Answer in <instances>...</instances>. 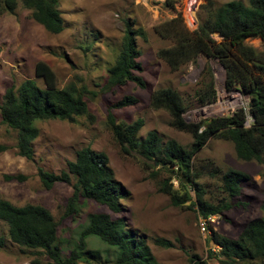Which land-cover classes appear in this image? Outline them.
Returning a JSON list of instances; mask_svg holds the SVG:
<instances>
[{
	"label": "rangeland",
	"instance_id": "rangeland-1",
	"mask_svg": "<svg viewBox=\"0 0 264 264\" xmlns=\"http://www.w3.org/2000/svg\"><path fill=\"white\" fill-rule=\"evenodd\" d=\"M175 7L182 14L189 30H194L203 15L199 5L203 0H174ZM215 7L235 1L246 4L248 0H211ZM162 0H59V10L64 22L60 34L47 33L43 27L30 18V12L18 4L13 15L0 16V101L9 87L18 88L25 80H33L38 87L45 88L42 79L35 77V66L43 62L56 77V88L62 89L70 82L77 87L86 86L95 94L88 99L91 120L77 118L74 122L60 120L36 121L38 136L33 141L34 160L27 161L17 155L15 134L0 122V145L7 146L0 152V198L10 204L42 206L50 211L58 224V246L63 257H68L79 242V235L87 225L88 215L104 213L112 218H122L126 229L144 242L145 259L142 264H190L188 258L195 255L206 260L209 248L208 235L201 234L198 217L193 211L176 208L169 198L157 192V182L167 174L159 164L145 169L144 160L137 154L129 157L123 154L107 123L108 108L126 96L137 99V104L123 109H113L118 123L130 124L137 119L144 122L138 134V141L149 132H156L162 145L175 141L185 150H190L192 137L169 126L170 117L164 110L151 107L150 97L159 89L171 88L176 91L188 107L195 110L197 92L204 80L203 72L208 68L214 87L221 97L224 90V70L215 60L199 58L195 63L171 72L168 66L155 56L159 49L168 48L171 42L162 40L153 32L154 26L171 18L161 7ZM130 22L134 29H142L144 37L136 39L140 52L141 78L145 88L133 83L100 94L110 68L121 50L124 23ZM220 40L218 35H213ZM245 44L262 50L259 39H247ZM187 120V118H186ZM185 120V121H186ZM202 118L187 120L197 123ZM107 157L114 179L121 184L127 196L121 201L123 213L112 214L105 207L91 201L81 200L76 214L65 216L68 199L72 195L71 185L57 183L50 190L42 187L37 171L59 174L67 172V165L73 162L83 148ZM195 170L200 173L199 186L206 192L205 198L211 203L222 199L233 204L210 226L219 236L236 239L244 226L262 216L264 184L262 167L256 162L237 159L231 142L211 138L206 146L192 159ZM147 164L151 165L152 163ZM237 170L250 177L241 184V194L228 199L221 191L220 175L227 170ZM158 173L156 178L151 176ZM22 176L23 181H5L4 176ZM176 188V183H173ZM194 200L193 192H190ZM0 236L5 246L0 250V264H32L44 262L42 256L25 252L7 238V227L0 222ZM162 240L170 246H161ZM82 259L77 264H114L119 250L110 248L97 237L85 239ZM96 253L98 261L87 262L89 254ZM208 264H216L210 261Z\"/></svg>",
	"mask_w": 264,
	"mask_h": 264
},
{
	"label": "trees",
	"instance_id": "trees-1",
	"mask_svg": "<svg viewBox=\"0 0 264 264\" xmlns=\"http://www.w3.org/2000/svg\"><path fill=\"white\" fill-rule=\"evenodd\" d=\"M199 5L203 15L197 27L189 30L182 14L177 11L174 0H165L161 7L171 14L153 28V32L162 40L171 42L168 48L159 49L155 56L164 62L171 72H177L183 66L195 63L199 58L215 60L224 70V88L227 91L241 90L250 99L249 110L253 123L249 129L243 127V113L230 118H218L201 123H186L182 118L188 107L181 96L171 88L159 89L152 93L150 104L153 109L164 110L170 117L169 126L176 131L192 137L190 150L180 147L175 141L162 145L156 132H149L138 141V134L144 122L141 119L130 124L118 123L112 113L137 104V99L126 96L112 104L107 111V123L112 135L126 156L137 153L144 162L145 169L158 163L167 177L157 182V192L169 198L173 207L193 211L197 217L218 216L224 219V213L233 204L222 199L217 203L209 202L206 192L199 186L200 173L195 170L192 159L211 138L231 142L238 160L256 162L261 165V178L264 184V0L227 2L215 7L211 0H203ZM18 4L30 12V18L52 35L60 34L64 22L59 10V0H0V16L13 15ZM121 50L113 65L107 69L105 83L100 94L133 83L145 88L141 78L140 52L136 48V39L144 37L142 29H134L132 23H124ZM218 35L220 40H215ZM247 39H259L262 50L245 44ZM204 80L195 92L198 106L211 104L216 100L217 92L207 68L203 72ZM35 77L43 80L45 88H40L33 80L23 81L16 89L5 90L0 101V122L15 134L17 155L27 161L34 160L33 141L38 136L34 126L36 121L60 120L74 122L77 118L92 119L88 109V99L95 95L86 86L77 87L70 82L64 88H56V77L48 65L38 62ZM204 130L199 133L200 127ZM7 146L0 145V152ZM152 163L151 165L147 164ZM68 171L59 174L38 169L37 175L42 187L50 190L57 183L71 185L72 195L68 199L65 216L77 213L81 200L91 201L105 207L112 214L123 213L121 201L127 192L114 179L107 163V157L95 153L90 148L77 152L73 162L68 163ZM158 173L153 172L152 178ZM5 181H23L22 176H4ZM221 191L229 199L241 194V184L250 177L237 170H227L220 175ZM173 183H176V188ZM190 192L194 194V200ZM262 216L249 221L236 239L219 236L211 229L212 243L219 250L209 248L206 260L195 255L188 258L190 264H264V201L261 205ZM0 222L7 227L8 240L25 252L43 257L44 262L32 264H77L82 259L85 239L97 237L119 253L114 264H142L146 248L144 242L126 229L122 218H112L104 213L88 215L87 225L79 235V242L68 257H63L58 246V224L49 210L42 206H14L0 198ZM161 246H170L159 240ZM5 246V238L0 236V250ZM87 262L98 261L96 253L89 254ZM154 264V263H153Z\"/></svg>",
	"mask_w": 264,
	"mask_h": 264
},
{
	"label": "built area",
	"instance_id": "built-area-1",
	"mask_svg": "<svg viewBox=\"0 0 264 264\" xmlns=\"http://www.w3.org/2000/svg\"><path fill=\"white\" fill-rule=\"evenodd\" d=\"M164 1L165 0H162V2ZM249 105V97L245 95L241 90L237 89L227 91L224 88L223 95L221 97H219L217 93L216 100L213 101L211 104L199 106L195 110H187L183 113L182 118L184 119V121L186 120V118L187 120H191L197 115L199 116V118H202V120L197 123H201L210 119L234 117L235 114L241 112L244 115L243 127L245 129H249L253 123V118L250 114ZM203 130L204 127L201 126L199 129V133H201ZM219 218L220 217L218 216H212L206 219L198 217L197 223L201 234L208 235V238H211L210 226L216 223ZM211 250L217 251L219 250V248L215 246V249Z\"/></svg>",
	"mask_w": 264,
	"mask_h": 264
},
{
	"label": "water",
	"instance_id": "water-1",
	"mask_svg": "<svg viewBox=\"0 0 264 264\" xmlns=\"http://www.w3.org/2000/svg\"><path fill=\"white\" fill-rule=\"evenodd\" d=\"M155 165H157V163H155Z\"/></svg>",
	"mask_w": 264,
	"mask_h": 264
}]
</instances>
